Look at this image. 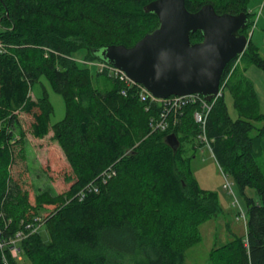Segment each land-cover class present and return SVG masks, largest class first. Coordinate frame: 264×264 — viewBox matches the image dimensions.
Listing matches in <instances>:
<instances>
[{
	"label": "trees",
	"instance_id": "16d2710c",
	"mask_svg": "<svg viewBox=\"0 0 264 264\" xmlns=\"http://www.w3.org/2000/svg\"><path fill=\"white\" fill-rule=\"evenodd\" d=\"M150 1L0 0V264L4 258L18 264L7 245L17 231L24 235L19 247L30 264H183L185 250L201 239L200 224L220 211L215 194L193 177L182 146L201 133L193 117L198 103L185 102L170 112L164 129L154 128L151 120L164 111L162 103L141 99L138 84L92 72L73 58L84 49L86 59L102 61L92 49L133 45L158 24L155 13L143 10ZM208 2L217 13L245 12L249 21L240 32L248 35V0L185 5L196 11ZM189 38L195 43L202 35L196 30ZM239 57L264 70V58L250 40ZM233 62L221 80L231 71L226 90L237 118L230 117L222 93L204 134L243 197L245 233L213 247L209 260L264 264V168L255 151L264 125L250 135L263 114L251 80ZM101 76L108 85L97 86ZM41 77L65 104L64 116L53 124L46 93L31 94ZM21 112L31 118L33 137L51 133L63 153L65 190L40 191L31 200L21 187L15 148L24 136ZM170 133L179 140L175 150L165 141ZM42 220L47 239L31 228Z\"/></svg>",
	"mask_w": 264,
	"mask_h": 264
},
{
	"label": "rangeland",
	"instance_id": "374dc122",
	"mask_svg": "<svg viewBox=\"0 0 264 264\" xmlns=\"http://www.w3.org/2000/svg\"><path fill=\"white\" fill-rule=\"evenodd\" d=\"M247 9L251 20L248 27L249 40L258 48L259 55L264 58V0H248ZM85 54L84 49H79L73 53V58L81 66H87L92 72L97 71L103 74L105 67L101 69L99 61L86 59ZM239 56L240 54L234 58L233 66L236 64L243 75L251 80L260 111L263 114L262 119L254 122L256 129L250 132V135H256L259 132L258 129L264 125V70L249 59H242ZM230 72L220 82V95L224 93L228 113L232 119H235L237 112L233 107L232 98L226 90V81ZM96 84L98 87H102L108 85L109 82L101 76ZM43 93H46L53 108L49 116L50 124H53L64 116L65 104L62 96L53 90L45 77H41L39 82L34 83L31 88L33 97H39ZM155 101L160 102L158 99ZM18 118L24 131V136L20 139L18 134L20 130L15 129V138L20 140L15 148L18 151L17 158L20 165L17 177L21 187L28 191L31 200H33L34 194L40 191L48 190L54 193L65 190L67 183L62 177L66 170V161L60 148L51 139V133L40 139L33 137L30 133L31 118L23 112L19 113ZM182 146L184 155L190 158L189 166L193 177L202 189L215 194L220 207V211L218 210L213 217L200 224L201 239L197 244L185 250L183 264H212L209 260V252L213 247L224 244L234 234L243 235L245 233L246 217L242 215L245 213L243 197L232 178L223 173L204 136L197 134L196 137L184 141ZM255 151L257 161L264 168V136L260 138ZM49 157L52 158L49 159ZM67 171L68 169L65 172ZM227 183L230 186H225ZM246 192L256 197V192L253 189L247 188ZM31 228L33 232L39 231L47 239L43 220ZM17 233L18 231L15 232L14 237L7 240L10 253L18 264H30V260L19 247V241L24 235L22 233L17 235ZM0 247H2L1 243ZM3 264H9L8 260L4 258Z\"/></svg>",
	"mask_w": 264,
	"mask_h": 264
},
{
	"label": "water",
	"instance_id": "95a60500",
	"mask_svg": "<svg viewBox=\"0 0 264 264\" xmlns=\"http://www.w3.org/2000/svg\"><path fill=\"white\" fill-rule=\"evenodd\" d=\"M158 24L131 46L109 44L92 49L102 61L121 69L152 95L199 93L216 97L226 64L246 49L249 35L241 33L249 21L245 12L217 13L211 3L190 11L185 0H151L143 6ZM199 30L202 39L192 43L189 34ZM165 141L175 150L174 133Z\"/></svg>",
	"mask_w": 264,
	"mask_h": 264
},
{
	"label": "built area",
	"instance_id": "2783aa9c",
	"mask_svg": "<svg viewBox=\"0 0 264 264\" xmlns=\"http://www.w3.org/2000/svg\"><path fill=\"white\" fill-rule=\"evenodd\" d=\"M101 64V69L104 68V72H107L109 75H111L113 78H118L124 82H133L139 85L140 87V98L144 99L147 96L151 97L153 100H160L159 103H162L165 107L164 111H162L159 114V118L157 119H152L151 120V125L154 126V128H160L164 129L167 126V121H168V115L170 114L171 111L176 110L179 108L182 104L185 102L191 100L193 102L198 103V109H196L193 113L194 120L200 125L201 127V135L205 137V123H206V117L211 110V107L213 105L214 100L220 95V89L216 97L212 98L211 100H206L202 97V95L198 93H193V94H186V95H169L168 97L165 98H159L154 95H152L142 84L133 81L130 79L128 76L124 74V72L119 69L118 67L106 63L104 61H99ZM108 70V71H107ZM124 93V90H122ZM207 140V139H206ZM208 142V141H207ZM211 149V148H210ZM225 186H230L229 183L225 184ZM244 217V214H242ZM21 233L18 232L17 235H20Z\"/></svg>",
	"mask_w": 264,
	"mask_h": 264
},
{
	"label": "bare ground",
	"instance_id": "6f19581e",
	"mask_svg": "<svg viewBox=\"0 0 264 264\" xmlns=\"http://www.w3.org/2000/svg\"><path fill=\"white\" fill-rule=\"evenodd\" d=\"M191 94H193V93H191ZM199 94V93H198ZM183 105V104H182ZM209 143V142H208Z\"/></svg>",
	"mask_w": 264,
	"mask_h": 264
}]
</instances>
